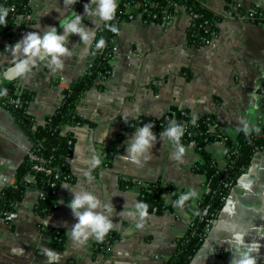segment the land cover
Wrapping results in <instances>:
<instances>
[{"label": "crops", "instance_id": "crops-1", "mask_svg": "<svg viewBox=\"0 0 264 264\" xmlns=\"http://www.w3.org/2000/svg\"><path fill=\"white\" fill-rule=\"evenodd\" d=\"M78 1L30 0V14L19 16L16 25L0 35V69L24 56L22 41L30 32L42 37L57 28ZM237 1L244 10L264 7V0ZM204 4L222 19L216 37L200 46L187 41L190 18L184 13L175 16L169 26L146 24L140 16L120 22L110 72L92 81L75 109L82 123L61 128L75 139L69 158L75 179L60 186L56 207L43 217L35 209L42 191L35 186L26 188L14 210L0 219V264H164L170 258L206 192L205 176L192 168L199 156L193 144H179L165 132L150 129L155 139L139 154L138 166L123 158L137 134V129L123 128L125 121L158 117L177 106L196 117L212 114L230 137L264 125V26L233 15V3L227 0H205ZM98 7L79 25L94 34L85 44L75 33L65 46L71 56L58 57L62 69L50 59L17 83L16 87L32 93L26 110L31 124H43L61 104L64 92L89 70L92 42L105 21ZM0 8H4L1 0ZM17 43L20 49L14 50ZM120 134L119 150L104 164L108 144L116 142ZM30 146L23 126L0 104V195L14 181L16 168ZM208 150L223 165L224 143H212ZM94 156L101 161L97 167L90 165ZM122 180L130 182L124 185ZM148 181L183 189L187 199L182 203V197L171 200L170 208L160 213L147 210L141 217L139 186ZM81 190L100 200L93 211L112 224L108 232L118 234L116 241L104 244L106 235L98 241L91 228L86 239L72 235L78 219L68 204L73 191ZM109 204L111 211L106 207ZM138 223L143 227H137ZM51 229L63 233L62 248L52 244ZM235 231L245 233V244H259V251L250 255L256 257V264H264V147L253 154L249 167L231 186L189 264H233V259L239 258ZM48 252L58 254L59 259L49 257Z\"/></svg>", "mask_w": 264, "mask_h": 264}, {"label": "trees", "instance_id": "trees-1", "mask_svg": "<svg viewBox=\"0 0 264 264\" xmlns=\"http://www.w3.org/2000/svg\"><path fill=\"white\" fill-rule=\"evenodd\" d=\"M5 9H9L5 16V24H0V35L7 33L16 25L19 16L29 15L30 0H1ZM205 0H119L114 18L104 21L95 33L92 42V63L87 73L73 82L64 92L61 104L55 112L47 117L43 124L33 125L26 114L28 102L32 93L20 88L16 93L11 76H8L9 92L0 86V104L10 110L14 118L23 126L30 141V152L17 166L13 184L6 185L0 195V219L6 218L17 203L23 198L27 187L35 186L42 191L35 205L36 212L43 217L56 207L55 195L63 183H70L75 179L69 167V158L74 148V136L62 133L61 128L66 124H80L82 119L76 114V107L84 91L97 77L110 72L109 60L114 48L115 34L106 25L115 26L118 30L120 22L140 16L144 23H161L166 15L177 16L180 6L193 19L187 28V41L200 46L205 44L211 32L217 33L218 24L222 17L215 14L204 4ZM229 4L234 0H227ZM226 9L230 10L228 6ZM233 15L242 16L245 20L260 23L264 26V7L244 10L240 7L231 10ZM195 16V17H194ZM101 38L105 46L96 48ZM0 73L3 71L0 69ZM10 75H13L10 73ZM151 123L155 133L166 132L167 129L177 127L182 130L179 144H193L199 160L193 164V170L200 172L206 179V192L198 200V211L191 220L185 233L175 242L173 254L164 264H189L194 254L202 246L213 221L216 219L230 188L238 177L249 167L253 154L264 147V125L250 131H241L230 137L225 126L212 114L201 117L193 116L187 109L173 106L169 111L158 117H137L125 121V130H136ZM122 134L117 136L116 142H111L106 148L103 163L108 164L112 154L119 150L116 146L121 141ZM173 139V138H172ZM222 142L227 153L223 165H219L208 150L212 143ZM244 155V157H243ZM40 166L44 170L35 169ZM31 176V179H27ZM122 180L124 185L129 184ZM183 189L174 185H165L159 181L144 182L139 186L138 202L146 204L148 211L160 213L171 207V200L183 197ZM206 209V212L204 210ZM52 244L56 248L64 245V235L57 229L49 231ZM118 234L108 232L104 244L116 241Z\"/></svg>", "mask_w": 264, "mask_h": 264}, {"label": "clouds", "instance_id": "clouds-1", "mask_svg": "<svg viewBox=\"0 0 264 264\" xmlns=\"http://www.w3.org/2000/svg\"><path fill=\"white\" fill-rule=\"evenodd\" d=\"M68 3H73L74 0H67ZM99 4L98 14L105 21H110L114 18L117 4L113 0H97ZM9 9L0 8V24H5V16L7 15ZM89 9L85 5V14H88ZM73 16H76V13H73ZM81 17L76 16L75 22L69 23L70 18H67L61 22V27L65 28L66 35H57L56 28L49 29L42 37L39 36L36 32H30L22 41L23 43V53L27 59H21L18 62H15V68H9L8 72L18 77L24 74L26 71H30L26 66L29 60H32L33 57H36L41 49L44 50V56H51V63L56 64L57 68L62 69L63 64L59 60V56L68 55L71 56V53L63 46L64 41L67 39V34L78 33L81 37V40L87 44L89 42L90 36L94 33L85 32L78 25L81 22ZM110 30L116 33L118 30L115 26L106 25ZM105 46V41L101 38L96 43V48L101 49ZM20 49V43L15 45L14 50ZM35 66V63H33ZM153 127L151 123L144 125L142 128L136 130V136L129 145V154L124 156V159H130L132 163L139 166L138 156L141 152L146 150L150 146V141L155 139V136L152 134L150 129ZM165 134L179 141V137L182 134V130L177 127L167 129ZM180 151L183 152L184 149L181 147ZM101 163L99 156H94L90 161L91 167H97ZM89 176V179H92L90 173H86ZM183 199L187 197H182ZM100 205V200L90 191H73V198L69 202L68 206L71 208L72 212L78 219V223L74 226L72 235L74 237H80L84 235L85 239L87 238L88 232L87 229L91 228L97 233V240H102V238L108 233L109 229L112 227V224L107 221V218L100 214L99 212H94ZM109 211H111V205L106 206ZM137 207L140 209L141 217L147 215V205L139 204ZM78 209H83V211H78ZM137 227L142 228L143 223H138ZM244 234L242 231H235L233 233L234 243L238 246L237 251L239 252V258L233 259V264H256V257L250 255L252 252L259 251V244L251 243L245 244ZM15 251V250H14ZM22 252V250H20ZM49 257L55 255L56 259H59L58 254L52 252L47 253Z\"/></svg>", "mask_w": 264, "mask_h": 264}, {"label": "water", "instance_id": "water-1", "mask_svg": "<svg viewBox=\"0 0 264 264\" xmlns=\"http://www.w3.org/2000/svg\"><path fill=\"white\" fill-rule=\"evenodd\" d=\"M85 5H87V7L89 9L88 14H85ZM98 6H99V4L97 3V0H79L78 3L73 7V9L68 13V15L66 16L65 19L70 18L69 23H72V22H75L76 16H79L82 18L81 19V22H82ZM74 12L76 13V16H73ZM81 22H80V24H81ZM56 34L57 35H66L65 28L61 27V25L58 26L56 28ZM74 35H75V33L67 34V39L63 43L64 47L70 42V40L73 38ZM21 59H27V57L24 55ZM21 59H19V60H21ZM50 59H51V56L45 57L44 56V50L41 49L40 53L36 57H33L32 60H29L26 67L28 69H30V71H26L24 74H22L18 77L14 76V75H10V73L8 72L9 68H13V69L15 68V63H14L13 65L8 67L7 69L3 70V74L0 73V86H2L6 92H9L10 89L8 87V84H9L10 80H8V76H11L10 79H12V80L10 82L13 81V86L16 87L17 83L21 79H23L25 76H27L28 74H30L31 72H33L34 70H36L37 68H39L40 66L45 64ZM33 63H35V66H33ZM6 75H8V76H6ZM243 157H244V155H243Z\"/></svg>", "mask_w": 264, "mask_h": 264}, {"label": "built area", "instance_id": "built-area-1", "mask_svg": "<svg viewBox=\"0 0 264 264\" xmlns=\"http://www.w3.org/2000/svg\"><path fill=\"white\" fill-rule=\"evenodd\" d=\"M238 7H240V4L238 3L237 0H234V2H233V8L236 9ZM179 9H180V13L186 14L190 18V22H191V20L193 19V17H192L193 15L191 16L190 14H188L186 12V8L183 7V6H180ZM174 17H175L174 15H170V14L169 15H166L165 17H163V20H162V22L160 24L163 25V26H169L172 23V20H173ZM216 35H217V33L211 32L209 34V37L206 39L205 44L208 43L211 39L215 38ZM15 92L19 94L20 93V88H16ZM173 140L176 141L175 139H173ZM34 168L35 169H38V170H44V168H42L40 166H37V165H35ZM31 178H32L31 176H28L27 177V179H31ZM10 184H13V182L10 183ZM205 212H206V209L204 210L203 213H205Z\"/></svg>", "mask_w": 264, "mask_h": 264}]
</instances>
